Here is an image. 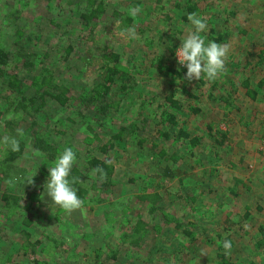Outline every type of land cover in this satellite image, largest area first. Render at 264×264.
<instances>
[{
    "label": "rangeland",
    "instance_id": "1",
    "mask_svg": "<svg viewBox=\"0 0 264 264\" xmlns=\"http://www.w3.org/2000/svg\"><path fill=\"white\" fill-rule=\"evenodd\" d=\"M66 1L0 0V47L13 51L15 27L32 32L27 48L36 55L35 73L47 67L73 96L101 80L96 72L100 53L111 49L124 53L122 64L131 72L130 86L121 92L117 83L112 85L107 99L113 107L98 131L107 138L119 125L136 123L142 128L111 152L115 170L110 187L90 188L82 207L68 212L53 205L44 192L55 157L49 160L33 149L32 129L47 131L59 114L48 111L46 118L41 114L31 127L32 117L14 112L0 82V158L6 145L2 123L10 115L24 146L0 189V264H217V250L225 247V241L231 244L223 251L232 264H264V243L258 233L264 226V88L254 102L243 96V88H233L241 85L242 78L253 84L264 78V60L255 71L248 64L241 68L246 62L255 64L258 51L264 49V0H102L107 9L91 33L68 14ZM188 1L198 2L197 14L207 22L203 35L208 40L219 32L228 34L220 42L229 47L226 71L214 80L202 75L204 85L188 81L186 67L172 53L191 29L183 19ZM114 10L131 18V24L120 25ZM50 19L81 33L75 39L82 42L79 51L87 61L63 63L62 48L71 42L63 40L57 29L44 28ZM126 27L134 28L135 38L121 34ZM210 28L216 31L212 36ZM32 75L19 70L28 83ZM186 87L198 100L185 92ZM228 92L231 104L226 106L219 97ZM166 97L178 100L184 109L197 106L200 113L184 120L177 114L178 123L172 125L160 114L163 109L172 111ZM68 114L79 121L63 110L59 128L65 130L66 139L82 145L84 128L67 122ZM63 118L70 124L65 128ZM208 124L226 134L223 146L213 145L206 133ZM182 128L200 136V144L191 147L188 139L178 138ZM160 149L166 151L167 160H153ZM165 165L171 166L175 177L156 176ZM92 182L91 176L84 180L88 187ZM3 191L17 194L18 204L6 207ZM155 192L160 199L154 207L138 199ZM139 218L151 226L133 246L129 234ZM22 230L30 234L28 240Z\"/></svg>",
    "mask_w": 264,
    "mask_h": 264
},
{
    "label": "trees",
    "instance_id": "2",
    "mask_svg": "<svg viewBox=\"0 0 264 264\" xmlns=\"http://www.w3.org/2000/svg\"><path fill=\"white\" fill-rule=\"evenodd\" d=\"M66 5L69 9L67 10L69 12L68 14L72 15V18L74 21H76V23L79 24L80 28L83 31L87 30L88 33L93 31L100 16L104 14L107 9L106 3H104L102 0H67ZM198 6V2L192 3L188 1L185 7L186 14L183 15V19L187 20L188 15L191 13H198L200 10ZM72 12L75 13L72 14ZM112 15L115 16L117 20H119L120 25L122 26H128L132 22L131 18L128 16L123 17L119 11H112ZM53 22L54 21L50 19L46 25L44 23V28H48L50 30L57 29L60 31L59 36L63 40L71 42L62 48L60 59L63 61V63L69 59L77 60L79 63L87 61L88 58L84 57L82 55L83 53L81 54L79 51L80 47L82 46V42H80L78 39H75L81 33L78 30H74L72 32L71 28H68L67 25L62 26L60 24L61 27H59V25ZM209 32L210 36H212V33H215L216 31L214 28H210ZM32 35V32L25 28L20 26L15 27L12 33L14 38L13 44L15 45L13 51L0 47V82L2 83L5 90L4 97L7 101H10L9 104L13 106L14 112L24 113L32 117V122L30 125L33 128L37 125V120L41 114H43L45 118L48 117V111H54L55 113L59 114L56 119L52 120L53 124L48 126L47 131L42 133L37 129H32L33 149L43 153L49 160H52L64 147L71 146L74 148L78 159L72 169L71 178L73 179L74 185L78 189V194L83 201L90 188L94 189L110 187L115 170V164L110 158L111 152H114V149L118 143L121 141H126L125 138L135 135V133L142 128V124L139 126L136 123L127 126L119 125L118 130L107 138L99 135L100 133L98 131L99 128H103L104 126L103 119L106 116L107 110L113 107L107 99L112 85L117 83L118 89L121 92H126L132 79L131 72L122 64L124 53H121L118 50H107L106 52L99 54V57L102 61H98L96 68V72L101 75V80L94 83L93 86L86 88L84 94L73 96L67 86L64 85V83L62 84V82H59L51 70L47 67H40V70L35 73L36 65L34 63V59L36 55L27 48V42L31 41ZM227 35L228 34L225 31L219 32L213 38V41L220 43L223 37ZM174 52L175 50L173 49L172 53L174 54ZM247 54L250 55V53ZM257 58L258 61L255 64H249L246 62L241 68H247L245 67L246 64H248V66H250L254 71L255 68H260V65L264 60V49L258 51ZM20 68L26 69L29 73L33 74L29 83L24 81V79L19 76ZM168 70L179 75L178 71L172 68ZM199 82L201 85H204L206 81L201 77ZM239 83L241 85L233 88H243V96L253 102L257 100L258 96L260 95V90H263L264 88V78H261L255 84H253L248 78H242ZM186 88L187 90L185 89V92L192 99L198 100L197 95L191 94L189 87ZM229 94L230 92H228L225 96L219 97V100L222 103H225V105L227 104L226 106L231 104V94ZM166 100L168 101L172 111L169 112L163 109L160 111V114H162V119L165 117L164 120L166 122H170L172 125L176 126L178 123L179 118L177 114H179L181 119L184 120L183 118L185 117L200 113V109L197 106H191L187 109H184L178 100H175L172 97H166ZM63 110H69L72 115H75L79 118V121L75 122L73 119H71L69 114L65 116L67 122L69 123L82 124L85 131V140L82 145H78L74 142H71L70 139H66L65 130L59 128V117L62 116ZM1 115L2 114L0 113V118ZM64 120L65 119L63 118L62 122H64ZM164 120L162 122H164ZM67 122L62 123L64 128L67 125H70ZM141 122L143 123V120ZM2 125L6 135V145L5 150L2 153V157L0 158V189L2 187V181L7 177V174L10 173V168L12 167L11 164L22 155L24 148L23 141L20 140L16 134V128L18 125L16 120L14 118H6L3 120ZM44 128H47V125H45ZM206 133L212 139L213 145L223 146V140L225 139L226 134L221 132L219 128L208 124L206 126ZM10 136H15L17 138L19 142L18 151H12L9 149L7 138ZM177 137L188 139V143L191 147L200 144L201 139L200 136L193 135L186 128L179 129ZM116 141L118 142L116 143ZM85 144H88L89 147L85 148ZM152 158L153 160L160 161L161 159L167 160L168 157L166 155V151L164 149H160L157 151V153L152 155ZM78 165H80L81 168H79ZM97 168L102 169L103 172H95L94 170ZM87 176H91L93 178L91 187H88L84 183V180ZM156 176L172 178L176 176V173L172 171L171 166L165 165L161 169V174H156ZM138 199L140 201L147 200L154 207L157 201L160 199V195L157 192L152 194L145 193L143 195H139ZM1 200L3 201L4 205H6V207L11 209L12 204H18L19 196L17 194H10L6 191H3L1 193ZM153 207H151V210ZM25 222V224L30 223V221ZM150 226L151 225L147 221L139 218L132 226V230L129 234L131 237L130 243L133 246H136L143 235L149 231ZM258 231L259 237H261V242L264 243V226L260 225ZM185 232L189 236L192 235L190 231ZM22 233L24 238L28 240L30 234L25 231ZM192 240L193 237L190 238V241ZM26 246H28V243ZM224 248L225 247L221 246L217 250V264H232L224 253ZM116 252L117 251H114V254L111 256V258L115 257ZM98 256L99 254L97 252L96 258Z\"/></svg>",
    "mask_w": 264,
    "mask_h": 264
},
{
    "label": "clouds",
    "instance_id": "3",
    "mask_svg": "<svg viewBox=\"0 0 264 264\" xmlns=\"http://www.w3.org/2000/svg\"><path fill=\"white\" fill-rule=\"evenodd\" d=\"M138 9H132L133 15ZM187 20L191 29L185 38H181L180 45L175 48V56L178 58V64L186 67L185 78L188 81L199 80L203 75L208 80H214L226 71V57L229 47L226 44H220L213 40H208L203 33L207 31L206 20L197 13L188 15ZM122 35L128 38H135L136 33L133 27L123 29ZM11 115L9 119H11ZM7 144L10 150L18 151L19 142L15 136L7 138ZM41 159H44L41 154ZM77 153L73 147H64L48 167V177L44 186L46 198L51 203L68 212L80 209L83 201L78 194V189L74 185L71 173L77 162ZM95 172L102 173V169H95ZM32 178L30 183H32ZM14 182V181H13ZM29 183V184H30ZM50 207V206H49ZM224 246L230 247L229 242L225 241Z\"/></svg>",
    "mask_w": 264,
    "mask_h": 264
},
{
    "label": "built area",
    "instance_id": "4",
    "mask_svg": "<svg viewBox=\"0 0 264 264\" xmlns=\"http://www.w3.org/2000/svg\"><path fill=\"white\" fill-rule=\"evenodd\" d=\"M263 144H264V140H263ZM262 150H263V153H264V149L262 148Z\"/></svg>",
    "mask_w": 264,
    "mask_h": 264
}]
</instances>
